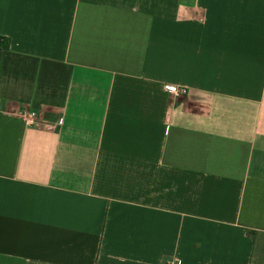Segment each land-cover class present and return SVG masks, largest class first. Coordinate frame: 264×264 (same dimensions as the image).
Instances as JSON below:
<instances>
[{"label":"crops","instance_id":"1","mask_svg":"<svg viewBox=\"0 0 264 264\" xmlns=\"http://www.w3.org/2000/svg\"><path fill=\"white\" fill-rule=\"evenodd\" d=\"M0 39V264H264V0H0Z\"/></svg>","mask_w":264,"mask_h":264},{"label":"built area","instance_id":"2","mask_svg":"<svg viewBox=\"0 0 264 264\" xmlns=\"http://www.w3.org/2000/svg\"><path fill=\"white\" fill-rule=\"evenodd\" d=\"M164 91L168 94H173L175 96H181L186 94V89L183 87H178L176 85H165L164 86ZM25 121L28 125H32L35 123V113L34 112H28L27 114L24 115ZM166 264H180V261L178 258H174L172 261L167 262Z\"/></svg>","mask_w":264,"mask_h":264},{"label":"trees","instance_id":"3","mask_svg":"<svg viewBox=\"0 0 264 264\" xmlns=\"http://www.w3.org/2000/svg\"><path fill=\"white\" fill-rule=\"evenodd\" d=\"M0 41H1V39H0Z\"/></svg>","mask_w":264,"mask_h":264}]
</instances>
